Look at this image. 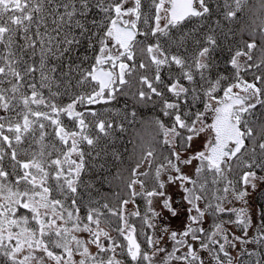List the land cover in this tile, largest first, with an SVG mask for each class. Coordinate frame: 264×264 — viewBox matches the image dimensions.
<instances>
[{
    "label": "snow or ice",
    "instance_id": "1",
    "mask_svg": "<svg viewBox=\"0 0 264 264\" xmlns=\"http://www.w3.org/2000/svg\"><path fill=\"white\" fill-rule=\"evenodd\" d=\"M221 7L247 39L210 0H0V264H264V0Z\"/></svg>",
    "mask_w": 264,
    "mask_h": 264
},
{
    "label": "trees",
    "instance_id": "2",
    "mask_svg": "<svg viewBox=\"0 0 264 264\" xmlns=\"http://www.w3.org/2000/svg\"><path fill=\"white\" fill-rule=\"evenodd\" d=\"M246 5H251V6H255L258 5L260 0H243ZM145 2V3H144ZM226 0H210L211 5H213V12H212V20H205L203 23H201L199 25V27L201 29H203L204 27L209 26L210 24H212L215 20L219 19L220 20V25L218 26L219 30H223V31H227V30H232L235 34H236V38L237 39H247L244 38L242 36V30L246 25H249V23H251V21L253 20V16H252V11L253 9L250 8H246L245 11L241 14L238 13V16L236 19L234 20H227L226 18H224V12L223 9L221 7V5L223 3H225ZM142 3H144V5L147 7L148 5H150V0H146L143 1ZM148 10V9H147ZM150 12L148 11V14ZM95 15V14H94ZM194 26H197V21H193ZM247 27V26H246ZM189 28H191V26H189ZM81 54H85L84 52V46L82 45L81 47ZM89 57H91V55L93 54L91 51L86 53ZM223 55L221 54V67H223ZM167 69H163L162 70V74L166 73ZM248 76L251 77V73H248ZM131 101L129 100V98L124 97V96H120L117 98V102L114 104L115 107H120L122 104H130ZM158 105L156 107H153L151 104L148 105H143V106H138L137 108V118L136 121H131V118H129V121L126 122L127 124V131L125 132H119V130H117V135H118V139L115 142V146L118 148H128L129 151L131 152V150L133 149L134 145H133V141H135V138L137 137L140 128L142 127V121H147L150 117H152L153 115L159 116L160 112L158 110ZM198 107V105H197ZM257 108L259 109V106H257ZM164 118V117H161ZM167 122V121H166ZM115 190V188L113 187V191ZM102 191L107 192L108 188L104 187L102 189ZM257 199V198H256ZM141 204V212H144V206L143 202L138 201ZM134 217L132 219H130V222H135L136 225L138 226L140 224V222L138 221V219H134ZM133 220V221H132ZM113 233L115 235V232L113 230ZM248 235H255V231L254 232H249ZM248 247H255V248H260V245H257L253 242H250L248 244ZM118 255L121 256V259H124V257L118 252ZM239 261H242V258L240 257Z\"/></svg>",
    "mask_w": 264,
    "mask_h": 264
},
{
    "label": "rangeland",
    "instance_id": "3",
    "mask_svg": "<svg viewBox=\"0 0 264 264\" xmlns=\"http://www.w3.org/2000/svg\"><path fill=\"white\" fill-rule=\"evenodd\" d=\"M255 1H257V0H255ZM133 2V0H126V3H128L129 5L131 4ZM244 2V1H243ZM252 22V21H251ZM250 24V23H249ZM247 26V27H246ZM244 28H243V30H242V36L244 37V38H246L247 37V28H248V25H246ZM137 138V137H136ZM136 138H135V140H136ZM202 139L203 138H199V139H196L195 140V146L196 147H199L200 145H201V143H202ZM134 145V144H133ZM195 163V162H194ZM146 166V165H145ZM186 171H189V169L188 168H186L185 169ZM191 174V173H190ZM169 191L170 192H176L177 190H176V187H175V185L173 184V185H171L170 187H169ZM253 195V199L256 197V194L255 193H253L252 194ZM174 199H178V195L177 196H174ZM153 203H154V206L156 205V204H158L159 202H158V200H155L154 199V201H153ZM129 208H131V205H129L128 206ZM185 220H186V217L185 216H183V215H180L179 216V218H177V219H171V218H169V223H172V226H174L176 229H178V230H182V227H183V225H184V223H185ZM207 225V224H206ZM205 225V226H206ZM182 226V227H181ZM210 227V226H209ZM255 227H256V225L254 224L253 226H251V232H254L255 231ZM227 228L230 230V231H232V232H236L237 233V235H240L241 234V231H240V228H239V226H227ZM156 231H157V233H159L160 232V224L159 223H157V225H156ZM113 235H114V233H113ZM142 236V235H141ZM162 243H164L165 244V247L166 248H168L169 250L171 249V246H172V241L165 235L164 236V241L162 242ZM240 247V245L239 244H237V248H239ZM92 250L93 251H95V247L93 246V248H92ZM231 253H232V256L233 257H235L236 258V260H239L240 259V257H239V255H238V253H237V250L236 249H233V248H230L229 247V249H228ZM181 251H183L182 249H181ZM204 253L202 252V255H203ZM163 258V254H159V255H157L154 259L157 261V262H159L161 259ZM205 259H206V264H208V257L207 256H205ZM167 264H180V262H177V261H175V260H173V261H168L167 262Z\"/></svg>",
    "mask_w": 264,
    "mask_h": 264
},
{
    "label": "flooded vegetation",
    "instance_id": "4",
    "mask_svg": "<svg viewBox=\"0 0 264 264\" xmlns=\"http://www.w3.org/2000/svg\"><path fill=\"white\" fill-rule=\"evenodd\" d=\"M140 202H142V201H140ZM157 223H159V222H157ZM169 224H170V227L175 228L174 226H172V223H169ZM227 226H235V225H227ZM181 227H182V226H181ZM182 228H183V227H182ZM249 231H251V227H250Z\"/></svg>",
    "mask_w": 264,
    "mask_h": 264
},
{
    "label": "bare ground",
    "instance_id": "5",
    "mask_svg": "<svg viewBox=\"0 0 264 264\" xmlns=\"http://www.w3.org/2000/svg\"><path fill=\"white\" fill-rule=\"evenodd\" d=\"M149 12H151V9L150 8H147Z\"/></svg>",
    "mask_w": 264,
    "mask_h": 264
}]
</instances>
